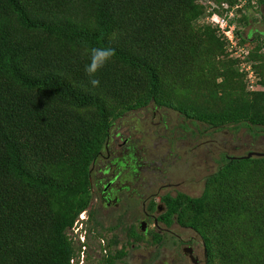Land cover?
I'll list each match as a JSON object with an SVG mask.
<instances>
[{
  "label": "trees",
  "instance_id": "trees-1",
  "mask_svg": "<svg viewBox=\"0 0 264 264\" xmlns=\"http://www.w3.org/2000/svg\"><path fill=\"white\" fill-rule=\"evenodd\" d=\"M203 13L196 0H0V264H71L77 251L67 231L88 211L92 160L122 113L152 100L209 125H264V92H238V70L229 75L217 59L229 40L194 26ZM100 46L115 55L92 88L84 68ZM190 82L215 109L192 103ZM258 161L264 156L226 161L201 196L168 200L200 235L207 264H264L261 218L252 217L251 235L235 227L250 204L224 184ZM116 244L111 233L107 246ZM122 256L106 251L100 262Z\"/></svg>",
  "mask_w": 264,
  "mask_h": 264
},
{
  "label": "flooded vegetation",
  "instance_id": "flooded-vegetation-1",
  "mask_svg": "<svg viewBox=\"0 0 264 264\" xmlns=\"http://www.w3.org/2000/svg\"><path fill=\"white\" fill-rule=\"evenodd\" d=\"M239 33L242 40L258 41L253 47H257V53L249 59L264 67V29L246 34L241 27ZM239 50L244 51L235 44L218 54L217 59L223 62L221 64L231 76L238 66L239 55L236 53ZM224 78L218 80L222 83ZM263 79L264 72L259 73L258 80L264 92ZM239 126L249 131L250 138L244 143L238 140L233 143ZM263 147L264 125L242 126L238 122L209 125L197 117L151 100L147 105L122 113L111 122L102 147L90 166V202L85 219L91 230L103 231L102 236L123 232L124 237L131 238L139 232L151 231L154 240L159 236L161 241L162 236L170 238L171 246H178L183 261H187L181 263L180 258L170 252L162 256L159 264H207L201 237L184 239L176 233V227L196 230L189 223L181 222L178 217L182 212L180 206H170L168 200L177 199V203L182 204L179 196L191 197L187 193L188 184L202 180V164L206 165L208 160L219 170L226 161L246 158L249 152H264ZM183 204L187 206L185 202ZM169 211L172 214L163 219L162 216ZM130 214H133L132 219H127ZM199 242L201 246L203 244V260L194 254V247ZM187 247L191 251H187Z\"/></svg>",
  "mask_w": 264,
  "mask_h": 264
},
{
  "label": "rangeland",
  "instance_id": "rangeland-1",
  "mask_svg": "<svg viewBox=\"0 0 264 264\" xmlns=\"http://www.w3.org/2000/svg\"><path fill=\"white\" fill-rule=\"evenodd\" d=\"M222 2L223 0H196L197 5L203 9L204 13L195 22L194 26L196 28H202L203 25H209L210 27L215 28L216 31H219L218 26H214V22H216L217 19L221 21L222 18L225 20V22H223L224 26H233L236 40L229 43V41L225 39V47L230 48L232 45L236 44L238 49L242 47L244 49L243 52H240L239 50L236 53L239 55L237 69L239 71L241 70L238 78V84L241 86V89H239L238 92H249L245 89L250 90L252 93L260 92L262 90V84L258 80L260 72L255 68L257 64L250 61V53L247 52L248 50L252 51L258 41L255 39L251 42L247 40H243L244 42H242L241 39L239 41L236 31L239 32L241 27L246 31V34L251 30H263L264 3H258V0H234L233 3ZM236 4L243 9L236 8ZM226 6H230L229 9L231 10L227 12L225 10ZM210 18H213L212 23L209 22ZM230 27L228 26V28ZM218 31V35L222 37ZM241 82L244 86L243 90ZM190 85L195 86V94H193L192 103H196L201 109L204 108V106L209 109H215L216 102L214 99H211L208 102L203 101L202 85H200V83L197 85L194 82H190ZM239 97L241 98V101H243L242 99H245L242 98L243 95L241 93H239ZM251 97L254 98V94H252ZM248 138H250L249 131L247 129H241L239 126L238 135L232 142L236 143L238 140L239 143H244ZM211 165L212 162L210 160L207 161L206 165L202 164V180H197L196 182L188 184L187 193L191 197L199 196L201 192L203 193L207 188L208 184L206 182H208V177L216 172V168ZM224 184L232 189V194H234L235 198L240 200L241 204H250L249 206L241 207L240 212H236L237 215L239 214V218L234 226L239 227L240 231L247 229L249 235L255 232V229L251 227L252 217H260L261 219L256 222V224L261 227L264 226V161L251 162L250 165L241 168L234 179ZM84 212L83 215L86 217L87 212ZM132 217L133 214H130L127 216V219H132ZM78 219L83 221V223L80 222L77 226L79 227L82 224L83 229H86L84 246H78L74 243L77 255L81 252L83 254V261L81 264H102L100 261L106 251L113 252L118 250L120 246L123 251V256L121 259L115 260V264H159L162 256H165L170 252H173L176 257L180 258V261H182L181 263H187L186 260L183 261L182 250L179 249L178 246L177 248L171 246L172 243L170 238L162 236L163 239L161 243H157L152 239L151 231L145 233L139 232L138 236L131 238L124 237L123 232H118L120 235L117 234V244L108 247L107 243L108 239L111 237V233H106L102 236L103 231L101 232L96 229L91 230L85 218L81 219L80 216H78ZM175 230L176 233L184 239L193 236L194 239L200 238V236L192 229L176 227ZM73 233L72 229L69 228L67 234L73 238ZM194 254L203 260V244L201 246V242L198 243V246L194 247ZM75 258H77V256L74 257V261L76 260ZM79 261L80 257L77 258L75 264H79Z\"/></svg>",
  "mask_w": 264,
  "mask_h": 264
},
{
  "label": "clouds",
  "instance_id": "clouds-1",
  "mask_svg": "<svg viewBox=\"0 0 264 264\" xmlns=\"http://www.w3.org/2000/svg\"><path fill=\"white\" fill-rule=\"evenodd\" d=\"M115 55V50L110 46L93 47L88 52V63L85 65L84 71L89 78V83L92 88H96L100 85V80L97 78L98 72L103 69ZM85 213V212H84ZM81 214V213H80ZM78 219V218H77ZM83 223V221H81ZM77 223L72 225L70 229L74 230ZM85 231L82 224L74 231V235H77Z\"/></svg>",
  "mask_w": 264,
  "mask_h": 264
},
{
  "label": "built area",
  "instance_id": "built-area-1",
  "mask_svg": "<svg viewBox=\"0 0 264 264\" xmlns=\"http://www.w3.org/2000/svg\"><path fill=\"white\" fill-rule=\"evenodd\" d=\"M212 20H213V18H210V21L209 22H211L212 23ZM214 22V21H213ZM223 22H225V20H224V18H222V20L220 21V20H218L217 19V21L216 22H214L215 24H214V26H218V28H219V33H221L222 35H224L229 41H230V43L232 42V40L234 39V30H233V26L232 27H230V25H223ZM228 26L230 27V28H228ZM84 213L82 212L79 216H80V218L81 219H84L85 218V216L83 215ZM80 222H81V220H79V219H76V221L74 222V225L77 223V225L78 224H80ZM76 225V228L74 229V230H72V232H74L77 228H78V226ZM73 236V238H72V240L73 241H75L74 243L75 244H77L78 246H80V245H82V246H84V242H85V237H86V233H85V231H83V232H81V233H79V234H77V235H72ZM71 237V236H70ZM78 257H80V261H79V264H81V262L83 261V254H82V252L79 254V255H77V258ZM77 258H75L76 260L74 261V258L71 260V263L72 264H75L76 262H77Z\"/></svg>",
  "mask_w": 264,
  "mask_h": 264
},
{
  "label": "water",
  "instance_id": "water-1",
  "mask_svg": "<svg viewBox=\"0 0 264 264\" xmlns=\"http://www.w3.org/2000/svg\"><path fill=\"white\" fill-rule=\"evenodd\" d=\"M253 154L257 156H264V152H249L245 157L250 158ZM186 249L187 251H191L190 247H187Z\"/></svg>",
  "mask_w": 264,
  "mask_h": 264
}]
</instances>
